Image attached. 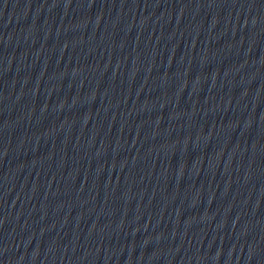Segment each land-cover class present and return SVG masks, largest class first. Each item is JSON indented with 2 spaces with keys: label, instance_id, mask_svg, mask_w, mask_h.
<instances>
[{
  "label": "water",
  "instance_id": "1",
  "mask_svg": "<svg viewBox=\"0 0 264 264\" xmlns=\"http://www.w3.org/2000/svg\"><path fill=\"white\" fill-rule=\"evenodd\" d=\"M0 264H264V0H0Z\"/></svg>",
  "mask_w": 264,
  "mask_h": 264
}]
</instances>
